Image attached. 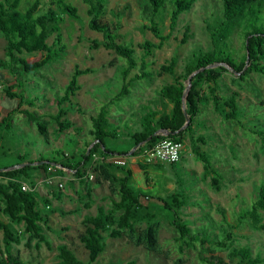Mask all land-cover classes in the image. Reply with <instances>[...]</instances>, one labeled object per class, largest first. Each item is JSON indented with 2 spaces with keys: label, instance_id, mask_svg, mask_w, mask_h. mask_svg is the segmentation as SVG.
Here are the masks:
<instances>
[{
  "label": "rangeland",
  "instance_id": "1",
  "mask_svg": "<svg viewBox=\"0 0 264 264\" xmlns=\"http://www.w3.org/2000/svg\"><path fill=\"white\" fill-rule=\"evenodd\" d=\"M70 1L78 8L79 17L73 19L62 14L61 32L67 47L59 60L23 77L22 87L6 69L0 68V82L5 86L0 113L6 114L19 107L20 98L10 96L8 91L23 93L25 98L12 114V126L0 142V151L1 146L8 149L6 156L0 153V171L14 163L19 155L25 156L27 161L31 160L34 166L39 164L40 159H60L62 155L57 154V150L69 154L76 152L79 158L93 140L90 132L93 128L92 116H96L106 104L110 124L119 127L118 137L109 139L106 144L116 151L128 153V166L133 170L134 184L141 192V201L156 215L152 224L157 229V246L148 249L140 237L147 223H137L134 231L126 229L117 237L105 233L104 251L92 264H124L129 260H134L135 264H210L202 260L204 256L222 259V264H236L229 253L240 246H248L252 255L259 256L262 259L260 264H264V230L253 227L248 218L238 221V215L251 204L259 184L264 182V146L258 135L244 127L264 126V74L252 71L242 78L231 68L222 73L219 92L224 96L236 95L242 123L220 115L212 99L202 103V110L196 118L195 135L205 138L199 146L201 151L208 153L221 174L220 189L214 187L209 175H205L203 162L192 151L189 137L183 142L185 147L181 161L174 165L163 163L162 167L151 165L149 179L146 180L145 172L139 166V162H144V150H137L130 136L140 130L141 117L148 108L159 112L171 109L169 101L161 100L159 90L172 83L174 75H159L158 71L161 65H167L171 58H175V75L184 80L186 66L193 55L212 48L208 25L222 18V0H197L191 9L183 12L164 46L146 58L149 76L134 81L130 78L142 73L140 65L131 70L124 80L122 70L126 59L103 46L91 48L89 39L102 40L103 34L89 27L86 3L83 0ZM30 2L23 0L19 9L24 11ZM48 2L43 0L41 7L47 8ZM171 9L172 3L168 1L155 16L164 34L170 32ZM151 17L152 10L147 0H107L104 20L115 25L120 19L118 39L135 47L139 64L143 50L138 44L145 39L158 41L150 30L144 28ZM241 27L238 26L231 36L232 49L238 57L245 53ZM185 33L188 38L183 42ZM53 39L54 35H50L47 42L51 44ZM5 46L6 40L0 33V58L4 57ZM22 55L33 61L39 59L42 52H24ZM75 65L92 67L94 71L79 77L81 88L71 97L72 103L63 104L68 108L65 118L78 129L70 127L60 131L51 115L57 111L56 99L64 93ZM127 81L131 83L129 91L120 95ZM184 82L187 84L188 80ZM25 109L41 115V121L46 126L44 133L23 112ZM99 164L96 161L82 175L60 167L50 173L38 168L28 171L30 177H23L21 182L32 185L39 195L40 207L43 208L42 199L47 197L54 208V211L43 209L49 216L44 233L50 244L30 236L24 231V224H15L19 242L13 243L14 257L23 264H56L59 261L58 246L65 244L80 259L88 260L89 251L80 238L86 231L85 218L97 214L99 207L113 209L114 202L120 199L118 183L101 177L96 167ZM50 176L52 182L48 181ZM0 182L6 183L7 177L0 175ZM88 184L91 185L89 196ZM178 189L189 195L187 204L179 211L180 218L186 220L195 234L201 233L200 237H203L190 245L177 239L179 231L173 222V211L158 199ZM120 213L121 210L116 211V215ZM0 217L9 221L1 212ZM225 227L232 231V237L227 241L228 245L222 247L215 241L223 237ZM0 264L14 263L0 253Z\"/></svg>",
  "mask_w": 264,
  "mask_h": 264
},
{
  "label": "trees",
  "instance_id": "2",
  "mask_svg": "<svg viewBox=\"0 0 264 264\" xmlns=\"http://www.w3.org/2000/svg\"><path fill=\"white\" fill-rule=\"evenodd\" d=\"M23 0H0V33L6 40L4 57L0 58V68L6 69L12 76L13 80L23 86V77L38 71L48 63L59 60L66 50V43L63 41L61 32V23L64 20L62 14H66L73 19H78V8L70 0H49L47 8H42L43 0H31L30 4L24 11H21L20 5ZM151 6L152 17L144 28L150 30L158 41L145 39L138 46L143 50L140 60L135 55L136 49L131 44L119 41L118 29L120 19L116 24H110L104 20L107 9V0H83L87 5V14L89 16L88 25L92 30L103 34V39H89L91 48L103 46L107 49L114 50L119 56L126 59V66L122 70L123 78L126 80L130 71L139 65L142 73H137L130 78L131 81L139 80L149 76L146 70L148 62L147 57L152 56L156 49L164 46L169 39L171 32L177 27L180 16L183 12L191 9L197 0H147ZM172 3L170 13V32L164 34L160 24L156 21L155 16L160 13L167 2ZM223 15L215 23L208 25L211 37L212 48L209 51H200L195 53L191 62L186 66L184 80L192 75L190 90L186 96V111L190 116L189 124L182 128L186 122L185 109L183 108L184 93L187 84L181 76L175 75V66L177 60L171 58L167 65H161L158 74L163 75L170 73L174 75L172 83L162 86L159 95L162 101H169L172 107L169 111L159 112L155 109L148 108V111L141 117L140 130L134 131L130 136L134 140V145H139L137 150H143L142 146H150L162 138H171L176 141L184 142L187 137L190 140L192 151L203 162L205 175L211 177V182L216 189H220V172L214 167L212 160L205 151H201L199 142L204 143L205 138L202 135H195L196 118L202 110L204 101L213 100L215 110L226 119H235L242 123L239 113V107L236 95L224 96L219 92L220 79L222 73L228 68L246 78L250 72L255 71L264 74V0H222ZM238 26L241 27V34L244 38L243 47L245 53L237 56L232 49V33ZM54 35L53 42L49 44L47 39ZM188 35L185 33L182 39L185 42ZM24 52L34 53L42 52L39 59L29 61L22 54ZM92 67L82 68L75 65L73 72L66 84L64 93L56 99L57 111L51 115L56 121L60 131L70 127L74 130L78 128L73 122L67 120L65 116L68 108L63 106L65 102L72 103L73 97L81 88L79 77L84 74L93 72ZM122 91L119 93L127 94L130 82H125ZM10 96L20 98L19 107L25 101L23 93H13L8 91ZM19 107L17 109H19ZM17 109L9 110L6 114L0 113V142L5 139V134L12 126V114ZM25 112L32 121H35L42 133L45 132L46 126L41 121V115L35 111L25 109ZM93 136L90 147L85 150L80 157L76 152L71 154L57 150V154L62 155L60 159L53 160L40 159L43 161L38 165H32V161H27L25 156H18L14 163L0 171V175L7 177V182H0V212L9 218V221L0 217V253L5 254L8 260L14 264H23L12 254L13 243L19 242L18 233L15 230V224H24V231L30 236L36 237L39 242L50 244L49 239L44 233V225L49 222L48 214L43 209H50L51 200L47 197L42 199L44 206L40 207L39 195L33 190L24 191L21 188V179L30 177V169H42L45 173L49 172V167L69 168L78 175H82L87 168L92 165L95 154L108 155L115 151L111 150L106 141L118 137V125L112 126L109 120V111L106 104L101 108L96 116H92ZM126 127H129L127 125ZM249 132L259 136L264 146V126L263 125H244ZM130 128V127H129ZM131 129V128H130ZM169 131L163 134L162 131ZM160 131L159 133H156ZM8 149L1 146L0 153L7 155ZM127 153V152H120ZM136 151L133 152L135 154ZM77 157V158H76ZM77 159V160H75ZM24 165L12 168L15 165ZM157 167H162L163 163H155ZM176 163H172L174 165ZM151 165L147 162H139L140 168L145 172L146 180L149 179L148 169ZM99 174L106 180L118 183L120 199L114 202V208L105 210L98 208L95 215H89L85 218L86 231L81 235V241L89 251L87 261L80 259L65 244H60L59 261L56 264H92L105 248V233L109 236H120L124 230H135L137 223L146 222L147 227L142 231L141 238L148 249H154L157 246V229L152 222L155 213L150 210L141 201V192L134 184V173L131 167L116 164L112 161H103L96 166ZM7 169V170H6ZM91 190L87 191L90 195ZM147 196V195H146ZM158 199L166 208L173 211V222L176 225L179 236L177 239L190 245L198 240L201 233L195 234L186 220L180 218L179 211L187 204L189 195L178 189L177 191L167 194L165 197L159 196ZM122 213L116 215V211ZM223 214V221H225ZM248 218L250 224L258 229L264 230V182L258 187L256 197L238 215V221ZM223 237L216 238V244L226 247L228 240L232 237V231L229 227L223 229ZM202 236V234H201ZM181 244V245H182ZM229 257L236 260V264H260L262 259L259 256H253L248 246L233 248ZM202 260L210 264H222V259H211L202 257ZM117 264V263H109ZM124 264H135L134 260H129Z\"/></svg>",
  "mask_w": 264,
  "mask_h": 264
},
{
  "label": "built area",
  "instance_id": "3",
  "mask_svg": "<svg viewBox=\"0 0 264 264\" xmlns=\"http://www.w3.org/2000/svg\"><path fill=\"white\" fill-rule=\"evenodd\" d=\"M4 84L0 82V102H1V97L4 91ZM1 106V105H0ZM184 143L180 141H176L171 138H162L154 142L150 146H145L144 147V152H143V159L144 162L150 163V164H155V163H177L180 162L182 159V154L184 150ZM128 153H112L108 155H98L95 154L93 157V162L92 165L98 161V162H103V161H112L116 164L120 165H126L128 164ZM92 165L90 167H92ZM60 167V166H59ZM61 168V167H60ZM55 170L56 168L49 167L48 171L49 173L51 170ZM91 177L93 175L91 174ZM52 177L50 176L48 178V181L52 182ZM62 186V184H60ZM21 188L24 191L28 190H33L32 185L29 183L22 181L21 182Z\"/></svg>",
  "mask_w": 264,
  "mask_h": 264
},
{
  "label": "water",
  "instance_id": "4",
  "mask_svg": "<svg viewBox=\"0 0 264 264\" xmlns=\"http://www.w3.org/2000/svg\"><path fill=\"white\" fill-rule=\"evenodd\" d=\"M193 75V74H192ZM192 75H190L189 76V78H188V84H187V88H186V90H185V93H184V102H183V108L185 109V116H186V122H185V124L183 125V127L182 128H185L188 124H189V120H190V116H189V114L187 113V111H186V96H187V94H188V92H189V90H190V87H191V83H192ZM160 131H157L156 133H159ZM169 131H167V130H164V131H162V133L163 134H167ZM142 144V143H141ZM141 144H139V145H141ZM139 145H137V147L139 146ZM43 161H40L39 163H42ZM31 163H33V162H31ZM25 163H23V164H20V165H18V166H22V165H24ZM16 166V165H15ZM15 166H13L12 168H14ZM16 168V167H15Z\"/></svg>",
  "mask_w": 264,
  "mask_h": 264
},
{
  "label": "crops",
  "instance_id": "5",
  "mask_svg": "<svg viewBox=\"0 0 264 264\" xmlns=\"http://www.w3.org/2000/svg\"><path fill=\"white\" fill-rule=\"evenodd\" d=\"M109 148H110V147H109ZM110 149H111V150H114V151H115L114 153H120L119 151H116V150H115L114 148H112V147H111ZM124 149H125V148H124ZM121 151L123 152L124 150H121ZM90 188H91V185L88 184L87 191H88V190H91ZM5 256H6V255H5ZM6 258H7V257H6Z\"/></svg>",
  "mask_w": 264,
  "mask_h": 264
}]
</instances>
